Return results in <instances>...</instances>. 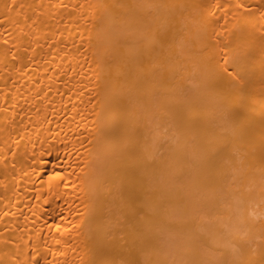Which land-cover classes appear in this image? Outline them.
Returning a JSON list of instances; mask_svg holds the SVG:
<instances>
[{"label":"bare ground","instance_id":"1","mask_svg":"<svg viewBox=\"0 0 264 264\" xmlns=\"http://www.w3.org/2000/svg\"><path fill=\"white\" fill-rule=\"evenodd\" d=\"M0 264H264V0H0Z\"/></svg>","mask_w":264,"mask_h":264}]
</instances>
